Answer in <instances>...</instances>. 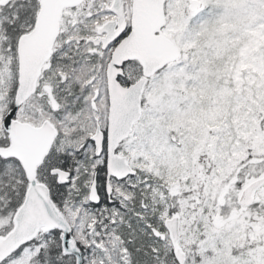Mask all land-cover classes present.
I'll use <instances>...</instances> for the list:
<instances>
[{"label": "snow or ice", "instance_id": "1", "mask_svg": "<svg viewBox=\"0 0 264 264\" xmlns=\"http://www.w3.org/2000/svg\"><path fill=\"white\" fill-rule=\"evenodd\" d=\"M0 264H264V0H0Z\"/></svg>", "mask_w": 264, "mask_h": 264}]
</instances>
